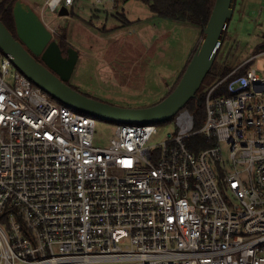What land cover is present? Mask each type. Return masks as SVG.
I'll return each instance as SVG.
<instances>
[{
  "label": "built area",
  "instance_id": "2783aa9c",
  "mask_svg": "<svg viewBox=\"0 0 264 264\" xmlns=\"http://www.w3.org/2000/svg\"><path fill=\"white\" fill-rule=\"evenodd\" d=\"M77 4L31 8L53 35L49 17ZM247 63L207 91L200 128L183 108L160 142L161 124H114L101 146L98 120L0 52V264H264V71L233 76Z\"/></svg>",
  "mask_w": 264,
  "mask_h": 264
},
{
  "label": "rangeland",
  "instance_id": "374dc122",
  "mask_svg": "<svg viewBox=\"0 0 264 264\" xmlns=\"http://www.w3.org/2000/svg\"><path fill=\"white\" fill-rule=\"evenodd\" d=\"M16 1L31 6L42 2ZM91 2L78 0L73 14L48 19L58 26L53 40L58 42L57 37L65 33V49L72 48L78 53L68 85L83 95L119 108L157 104L173 88L202 39V31L182 22L158 18L137 0H128L106 14L90 13ZM263 38L264 0H235L214 62L229 69L247 63L260 53H255V48ZM250 67L264 71V56L252 60ZM96 125L95 138L100 141L96 144L103 146L115 125L107 122ZM170 131H173L170 122L157 128L154 142L162 141Z\"/></svg>",
  "mask_w": 264,
  "mask_h": 264
},
{
  "label": "water",
  "instance_id": "95a60500",
  "mask_svg": "<svg viewBox=\"0 0 264 264\" xmlns=\"http://www.w3.org/2000/svg\"><path fill=\"white\" fill-rule=\"evenodd\" d=\"M234 4L235 0H215L202 39L178 84L161 101L146 108L115 107L72 89L68 82L78 60L77 51L69 48L67 57H62L52 33L21 1L12 8L15 37L0 22V52L9 56L12 65L34 86L76 113L115 125L164 124L195 96L223 42ZM58 16L68 17V11L61 8Z\"/></svg>",
  "mask_w": 264,
  "mask_h": 264
},
{
  "label": "trees",
  "instance_id": "16d2710c",
  "mask_svg": "<svg viewBox=\"0 0 264 264\" xmlns=\"http://www.w3.org/2000/svg\"><path fill=\"white\" fill-rule=\"evenodd\" d=\"M127 1L128 0H121L119 4L123 5V3ZM137 1H140L141 3L146 5L150 13L158 18L166 19L174 22H182L184 24L196 27L201 31H203V29L207 25L215 3V0H137ZM15 2L16 0H5L0 3V22L14 37H15V27L12 16V8ZM57 38H58V45L60 46L61 50L64 51V49L66 48L65 33H61L60 37ZM197 46L198 45H196L190 58L184 65L183 70L180 76L178 77L176 83L174 84L173 88L171 89V91L178 84ZM263 51H264V40L256 46L255 53L263 52ZM36 60L40 62L39 59ZM249 67H250L249 63L245 64L241 69H239L236 73H234L233 76L242 75ZM233 70L234 68L229 69L226 67H220L218 66V64H216V62H213L209 72L205 75L204 79L202 80V83L199 89L197 90L195 96L191 100H189V102L184 107V109H186L189 112V114L193 117V124L195 129L200 128L204 120V105H205V96L207 91L212 86H214L218 81L222 80L224 77L229 75ZM228 81L229 80H227L217 89H215V91L213 92L214 97L225 94ZM199 140L201 141V137L199 136L193 137L187 141V146L193 151H197V148H195L192 144Z\"/></svg>",
  "mask_w": 264,
  "mask_h": 264
},
{
  "label": "flooded vegetation",
  "instance_id": "af4514ba",
  "mask_svg": "<svg viewBox=\"0 0 264 264\" xmlns=\"http://www.w3.org/2000/svg\"><path fill=\"white\" fill-rule=\"evenodd\" d=\"M55 41V40H54ZM57 44H58V42L57 41H55ZM59 46V45H58ZM59 48H60V46H59ZM69 48H67V49H64V51H62L61 50V48H60V50H61V53H62V57H64V58H66L67 57V50H68ZM39 59V58H38Z\"/></svg>",
  "mask_w": 264,
  "mask_h": 264
},
{
  "label": "crops",
  "instance_id": "0c3cea01",
  "mask_svg": "<svg viewBox=\"0 0 264 264\" xmlns=\"http://www.w3.org/2000/svg\"><path fill=\"white\" fill-rule=\"evenodd\" d=\"M26 4H27V3H26ZM29 6L31 7V5H29ZM68 16H69V15H68ZM189 49H190V47H189ZM189 49H188V50H189ZM188 50H187V51H188ZM185 54H186V53H185Z\"/></svg>",
  "mask_w": 264,
  "mask_h": 264
}]
</instances>
